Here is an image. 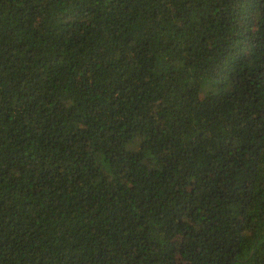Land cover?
<instances>
[{
  "label": "trees",
  "instance_id": "trees-1",
  "mask_svg": "<svg viewBox=\"0 0 264 264\" xmlns=\"http://www.w3.org/2000/svg\"><path fill=\"white\" fill-rule=\"evenodd\" d=\"M0 264H264V0H0Z\"/></svg>",
  "mask_w": 264,
  "mask_h": 264
}]
</instances>
